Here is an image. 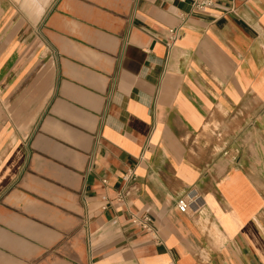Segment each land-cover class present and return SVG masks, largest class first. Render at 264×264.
Instances as JSON below:
<instances>
[{"label":"crops","instance_id":"1","mask_svg":"<svg viewBox=\"0 0 264 264\" xmlns=\"http://www.w3.org/2000/svg\"><path fill=\"white\" fill-rule=\"evenodd\" d=\"M191 2L0 0V264H264V0Z\"/></svg>","mask_w":264,"mask_h":264},{"label":"built area","instance_id":"2","mask_svg":"<svg viewBox=\"0 0 264 264\" xmlns=\"http://www.w3.org/2000/svg\"><path fill=\"white\" fill-rule=\"evenodd\" d=\"M216 0H192L191 9L193 11H202L207 7H212L215 5ZM181 36V28L175 27L169 30L168 39L166 41L167 49H171L175 42ZM123 186L116 193L115 199L116 201L123 202L130 195V192L134 189L135 182V174L132 169L128 170L122 177ZM105 202L108 198L105 196L102 198ZM106 206L103 205L104 209ZM201 199L195 193V191H189L186 194L180 196L176 200V208L181 213H191L193 215H197L201 212ZM112 223H115V220L112 219ZM130 223L134 226L140 228L141 230L152 233L154 231L153 223L151 218L148 215H132L130 217Z\"/></svg>","mask_w":264,"mask_h":264}]
</instances>
